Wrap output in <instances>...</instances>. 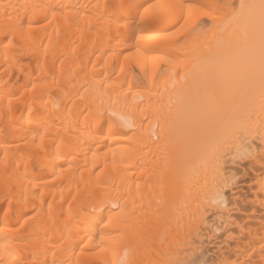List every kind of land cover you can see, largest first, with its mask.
<instances>
[{"label":"bare ground","instance_id":"obj_1","mask_svg":"<svg viewBox=\"0 0 264 264\" xmlns=\"http://www.w3.org/2000/svg\"><path fill=\"white\" fill-rule=\"evenodd\" d=\"M0 264H264V0H0Z\"/></svg>","mask_w":264,"mask_h":264}]
</instances>
